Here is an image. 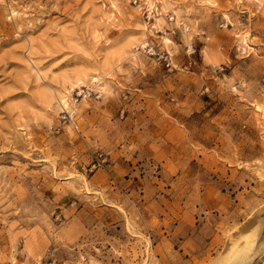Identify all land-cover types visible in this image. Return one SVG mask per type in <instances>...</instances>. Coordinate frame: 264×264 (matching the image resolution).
I'll list each match as a JSON object with an SVG mask.
<instances>
[{"label":"rangeland","instance_id":"rangeland-1","mask_svg":"<svg viewBox=\"0 0 264 264\" xmlns=\"http://www.w3.org/2000/svg\"><path fill=\"white\" fill-rule=\"evenodd\" d=\"M162 92L187 179L94 177ZM0 264H264V0H0Z\"/></svg>","mask_w":264,"mask_h":264},{"label":"crops","instance_id":"crops-1","mask_svg":"<svg viewBox=\"0 0 264 264\" xmlns=\"http://www.w3.org/2000/svg\"><path fill=\"white\" fill-rule=\"evenodd\" d=\"M136 95L143 97L140 94ZM169 95H166L165 92L148 94L140 101L143 105L146 104V115H154V118L160 123L164 121L162 124H159L158 121L159 126L156 127L161 135L155 134V136L148 137V141L146 140L139 149H111L112 162L102 169L96 170L93 174L94 177L105 176L107 177L106 183H137L139 179L132 177L135 175L134 170L144 163L137 161L138 163L135 164L134 162L144 160L148 166L159 167L162 173L160 183H163L162 180L165 176L170 177L171 183L187 179L189 171L193 167L191 159L189 160L188 135L197 132L200 134L198 141H204L205 137L207 138L206 134L215 133L214 117L206 118L195 115L206 111L207 107H203V110L190 109V107L184 106V101L173 102L172 98L168 97ZM171 110L175 115L173 117L168 115ZM143 132L140 131V133ZM179 143H181L180 149H178ZM148 183H153V181L149 180Z\"/></svg>","mask_w":264,"mask_h":264},{"label":"built area","instance_id":"built-area-1","mask_svg":"<svg viewBox=\"0 0 264 264\" xmlns=\"http://www.w3.org/2000/svg\"><path fill=\"white\" fill-rule=\"evenodd\" d=\"M94 159L95 161H93L92 167H95L96 165H100V163L105 160V157L102 155V153H96Z\"/></svg>","mask_w":264,"mask_h":264},{"label":"bare ground","instance_id":"bare-ground-1","mask_svg":"<svg viewBox=\"0 0 264 264\" xmlns=\"http://www.w3.org/2000/svg\"><path fill=\"white\" fill-rule=\"evenodd\" d=\"M57 101V100H56Z\"/></svg>","mask_w":264,"mask_h":264}]
</instances>
